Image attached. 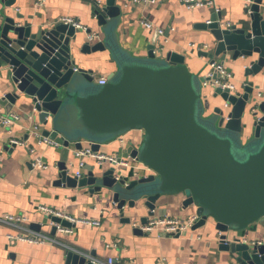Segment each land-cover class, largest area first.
Listing matches in <instances>:
<instances>
[{
    "label": "water",
    "instance_id": "95a60500",
    "mask_svg": "<svg viewBox=\"0 0 264 264\" xmlns=\"http://www.w3.org/2000/svg\"><path fill=\"white\" fill-rule=\"evenodd\" d=\"M15 1L0 0V76L10 87L0 106L8 113L27 109L42 136L61 135L56 183L89 187L127 223L146 224V213L165 210L166 196L184 194L183 205H195L200 216L193 229L213 222L218 247L234 262L264 264V239L243 236L252 225L264 228V0L248 4L240 25H224L214 10L203 24L211 30L212 51L199 54L222 61L230 56L243 65L238 90L211 89L229 103L228 111L205 98L206 78L190 70L184 54L162 42L145 58L123 50L114 33L121 13L116 0H91L92 19L103 34L98 40L88 37L92 27L59 19L37 25L11 13ZM99 51L118 64L105 84L78 64L82 55ZM134 129L143 138L122 146L117 161L96 160L81 176L73 174L75 151L85 142L99 151L102 142ZM50 219L69 225L56 215ZM66 264L99 263L68 249Z\"/></svg>",
    "mask_w": 264,
    "mask_h": 264
},
{
    "label": "crops",
    "instance_id": "0c3cea01",
    "mask_svg": "<svg viewBox=\"0 0 264 264\" xmlns=\"http://www.w3.org/2000/svg\"><path fill=\"white\" fill-rule=\"evenodd\" d=\"M202 1L207 3L190 8L183 0H160L157 3L116 0L121 13L114 27L115 37L123 50L140 58L149 56L150 47L162 42L168 47L167 50L184 54L185 63L190 70L205 77L212 58L200 55L199 52L212 51L211 30L203 28V24L213 13L212 10L221 13V23L224 25H240L249 14L246 13L248 0ZM10 8L11 13H19L24 19L37 25L70 16L87 28L92 27V33L96 32L93 40L103 38L91 16V0H47L41 6L36 0H16ZM144 18L164 29V34L157 35L154 29L147 28L142 23ZM99 31L100 35L97 33ZM205 44V49L198 48ZM78 64L92 69L97 77L106 75L108 78L118 68L116 60L107 51L82 55ZM224 65L233 73L232 81L238 90L244 79L243 65L234 62L230 56L225 58ZM95 82L99 84L97 80ZM4 84L0 76V96L10 88ZM208 87L210 91L204 96L210 99L212 106H225L221 98L213 96V86ZM25 110L27 109L14 107L8 113L0 106V114L19 116L18 121L10 125L0 122V217L7 214L24 216L25 227L50 235H55L52 233L55 224L42 207L73 217L97 219L100 221L99 225L69 221L66 226L73 227V233H58L57 237L75 250L90 255L94 253L92 256L102 260L112 256L115 264H237L229 252L218 247V232L213 222L196 229L191 228L186 235L180 236L156 229L144 231L141 228L142 231L139 232L135 228L144 225L139 219H133L132 223L122 222L119 215L110 211L107 202L92 194L89 187L57 184V164L64 154V141L61 135L52 141L40 140V134L33 129L36 123L28 118ZM29 132L31 135L27 136ZM143 135V131L138 129L126 131L102 142L99 151L115 154L129 141L136 138L141 140ZM14 139L20 143H13ZM89 147L85 142L83 148ZM38 159L48 164V167L36 166ZM83 159L86 166L96 161L89 156ZM142 169L145 173L149 171L144 166ZM78 170L79 157H76L72 167L73 174ZM81 172L85 173L86 168L81 169ZM165 199L168 201L165 210L155 216L146 213L148 221L162 215L183 219L195 213V205H183L184 194H170ZM19 231L10 224L0 222V264H66V246L49 242L30 243L8 236ZM243 236L247 240L264 239V228L260 224L252 225L243 232Z\"/></svg>",
    "mask_w": 264,
    "mask_h": 264
},
{
    "label": "built area",
    "instance_id": "2783aa9c",
    "mask_svg": "<svg viewBox=\"0 0 264 264\" xmlns=\"http://www.w3.org/2000/svg\"><path fill=\"white\" fill-rule=\"evenodd\" d=\"M47 0H36V3L41 6L43 5ZM144 2L149 3H157L160 0H143ZM184 3H186L190 8L202 6L205 5L207 2L202 0H183ZM252 0H248L247 6L249 3H251ZM246 6V7H247ZM62 21L69 22L74 24L77 28H82L84 30L87 29V27L79 22L78 19L65 16L61 18ZM142 23L150 29H154L157 35H163L164 29L160 27L154 26V24L147 19H143ZM227 25H231L230 23H227ZM94 34H88V37L92 39L94 37ZM194 45V43L192 44ZM207 47V44L200 46L198 48L205 49ZM94 76V79L98 81L99 84H105L108 81V78L106 75H102L97 77L96 74H92ZM233 73L224 65V61L220 60L219 57H216L211 60L210 62V68L205 75V81L204 84L206 86L211 85L213 87H221L223 90H230L235 91L236 85L232 81ZM225 108L228 111L230 109L229 103H225ZM19 116L17 114H11V115H4L0 114V122L5 125H10L16 121H18ZM38 138L42 141H52V138L49 136H38ZM13 143H20L19 140H12ZM76 157H79V168L80 170L75 172V175L81 176L82 172L81 169H83L86 166V161L83 159V157H91L97 161H117V158L119 157L118 153L115 154H107L100 151H94L90 147L89 148H82L75 151ZM126 163V162H124ZM35 165L42 168H47L48 164L43 163L40 159L36 160ZM45 212H47L49 215H56L63 219H67L68 221L72 223H84V224H90V225H99L100 221L97 219L92 218H79V217H73L69 216L68 214H65L64 212L54 210L49 207H42ZM200 219V216L196 213L191 214L187 218H178L173 217L170 215H162L159 217H155L151 220H149L146 224L140 225L138 227H141L144 231H151V230H160L164 233L170 234V235H186L189 230L194 226ZM0 222L10 224L16 228H18L20 231L16 234H9L8 236L11 239L21 240V241H27L30 243H58L63 246H66L68 249L75 250L72 246H69L68 244L62 242L58 237V233H73V227H68L63 225L62 223H54L56 225V233L55 235L46 234L40 231H35L29 227H25V217L21 215H15V214H7L3 217H0ZM135 226H137L136 223H134ZM67 249V250H68ZM77 251V250H75ZM79 252V251H78ZM82 254L86 255L87 257L91 258L93 262L99 263V264H115V258L114 257H108L106 260H102L100 258H97L95 256H92L87 253Z\"/></svg>",
    "mask_w": 264,
    "mask_h": 264
}]
</instances>
